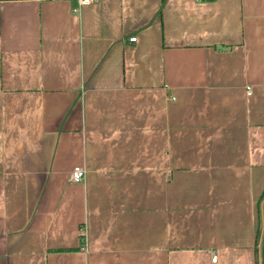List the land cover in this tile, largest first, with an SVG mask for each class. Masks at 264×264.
Segmentation results:
<instances>
[{"label": "crops", "instance_id": "1", "mask_svg": "<svg viewBox=\"0 0 264 264\" xmlns=\"http://www.w3.org/2000/svg\"><path fill=\"white\" fill-rule=\"evenodd\" d=\"M263 202L264 0H0V264H264Z\"/></svg>", "mask_w": 264, "mask_h": 264}, {"label": "built area", "instance_id": "2", "mask_svg": "<svg viewBox=\"0 0 264 264\" xmlns=\"http://www.w3.org/2000/svg\"><path fill=\"white\" fill-rule=\"evenodd\" d=\"M77 2H78V5L84 6V5H90L91 2H93V0H77ZM128 40L130 42L137 41V35H129ZM246 89H247V92H249V87H247ZM84 175H85V169H84V167H82V166H79V167L75 166L70 171L69 178L73 182H80L83 179ZM215 260H216V255L213 253L212 254L211 261H214L215 262Z\"/></svg>", "mask_w": 264, "mask_h": 264}, {"label": "trees", "instance_id": "3", "mask_svg": "<svg viewBox=\"0 0 264 264\" xmlns=\"http://www.w3.org/2000/svg\"><path fill=\"white\" fill-rule=\"evenodd\" d=\"M261 243H262V251H261V253H262V259H263V252H264V237L262 238V241H261ZM263 262H264V259H263Z\"/></svg>", "mask_w": 264, "mask_h": 264}, {"label": "water", "instance_id": "4", "mask_svg": "<svg viewBox=\"0 0 264 264\" xmlns=\"http://www.w3.org/2000/svg\"><path fill=\"white\" fill-rule=\"evenodd\" d=\"M263 211H264V207H263ZM264 213V212H263ZM263 259H264V252H263Z\"/></svg>", "mask_w": 264, "mask_h": 264}, {"label": "rangeland", "instance_id": "5", "mask_svg": "<svg viewBox=\"0 0 264 264\" xmlns=\"http://www.w3.org/2000/svg\"><path fill=\"white\" fill-rule=\"evenodd\" d=\"M263 207H264V202H263ZM263 237H264V234H263ZM263 237H262V238H263ZM261 251H262V250H261Z\"/></svg>", "mask_w": 264, "mask_h": 264}]
</instances>
